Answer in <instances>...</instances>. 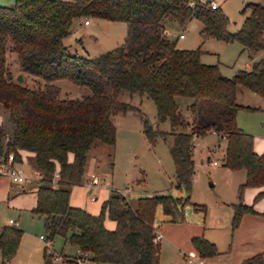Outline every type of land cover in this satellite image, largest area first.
Wrapping results in <instances>:
<instances>
[{
    "label": "trees",
    "instance_id": "16d2710c",
    "mask_svg": "<svg viewBox=\"0 0 264 264\" xmlns=\"http://www.w3.org/2000/svg\"><path fill=\"white\" fill-rule=\"evenodd\" d=\"M245 11L248 15L241 27L230 32L227 15L220 7L211 9L210 1L15 0L12 6H0V112L11 128L7 131L0 123V157L12 154L14 162L21 163L22 153L30 154L39 177L31 213L43 223L45 242L60 236L63 248L77 250L74 256L62 251L64 264H78L79 256L96 264H161L160 248L154 243L155 207L161 205L165 215H172L179 200L160 194L140 197L132 204L111 191L99 215L69 202L72 186L82 181L88 152L99 143L114 148L113 118L129 110L141 115L143 134L150 143L157 135L168 143L175 188L190 189L195 140L213 135L218 142L225 140L222 166L244 173L238 203L231 205L232 229L244 214L264 216L243 203L247 188L258 189L254 203L264 197V151H254L253 135L236 122L239 110H256L236 103L240 88L264 98V0L245 4ZM88 18L125 23L124 43L93 59L71 56L63 40L74 20ZM191 20L202 24L203 42L236 41L248 58L261 57L231 78L222 75L218 66L201 62L199 48L180 49L169 37L168 22L184 27ZM58 80L70 81L90 94L80 100L62 97ZM122 93L151 100L157 122L167 121L171 130H153L140 109L119 100ZM178 98L191 100L187 122ZM106 216L114 229L105 227ZM22 235L14 225L1 229L0 264H10ZM190 242L198 260L219 254L203 236ZM48 256L46 249L44 257ZM242 264H264V255Z\"/></svg>",
    "mask_w": 264,
    "mask_h": 264
},
{
    "label": "rangeland",
    "instance_id": "374dc122",
    "mask_svg": "<svg viewBox=\"0 0 264 264\" xmlns=\"http://www.w3.org/2000/svg\"><path fill=\"white\" fill-rule=\"evenodd\" d=\"M14 1L0 0V6H12ZM199 1L217 3L229 19L228 31L236 32L248 15V11L244 12L245 4L258 0ZM87 20L89 25H84V19L74 20L69 34L63 40L71 56L93 59L124 43L127 36L125 23L96 18ZM201 28L202 24L198 20H191L184 27L173 22L167 23L169 37L177 41L178 48L189 50L199 48L202 51L201 62L218 66L220 73L226 77L231 78L240 70H248L247 66L251 67L253 61L261 57L255 56L253 60L248 58L247 54L242 52L241 44L236 41L208 39L203 42L199 36ZM181 34L184 36L182 39L179 38ZM55 84L59 87L62 97L80 100L90 94L88 89L67 80H58ZM119 100L140 109L153 130L158 132L171 130L167 121L157 122L155 106L146 97L122 93ZM176 101L187 122L189 114L186 107L191 100L178 98ZM236 103L256 109L239 110L236 122L243 131L254 135L263 152L264 98L250 90L240 88ZM113 122L116 127L115 146L111 148L99 143L90 149L82 181L71 188L69 198L71 206L85 209L92 215H99L102 204L111 191L121 195L126 191L125 197L132 204L140 197L169 195L174 200H179L172 215H165L162 206L157 205L153 219L155 236L159 235V242L156 244L160 248L161 264H242L243 260L257 254L264 255V216L244 214L239 225L232 229L231 205L238 203V186L241 184L243 172H229L222 166L223 154L218 151V145L224 150L225 140L218 142L216 137L209 136L196 141L197 146L193 152L194 174L190 189L187 190L185 187L175 188V167L169 145L158 135L153 143L146 139L139 112L129 110L118 113L114 116ZM0 123L5 125L7 131H11L6 116L1 112ZM211 161H217L218 165H211L209 163ZM20 166L27 177L26 181L30 178L34 180L39 178L33 175L35 169L30 158L24 157V162L22 161ZM91 175L98 179L95 185L92 183L94 178L91 179ZM90 189L92 191L89 194ZM246 193L243 194L244 204L248 196ZM0 194V228L8 219H12L23 232L18 251L10 264H64L59 255L62 251L64 254L74 252V249L70 246L63 248V238L60 236H56L47 245L45 240L39 237L40 235L44 237L41 220L31 215L29 211L19 210L18 207L10 205L14 200L13 196L2 192ZM92 197L95 199L94 203H90ZM250 200L249 205H252L253 198ZM105 223L114 225L113 229L115 228L114 222L107 216ZM194 236H203L212 242L219 254L199 263L192 253L190 240ZM46 245L48 257H44ZM55 258L58 259L54 260ZM89 264L96 263L90 261Z\"/></svg>",
    "mask_w": 264,
    "mask_h": 264
},
{
    "label": "crops",
    "instance_id": "0c3cea01",
    "mask_svg": "<svg viewBox=\"0 0 264 264\" xmlns=\"http://www.w3.org/2000/svg\"><path fill=\"white\" fill-rule=\"evenodd\" d=\"M87 25H89V23ZM180 49H184V48H180ZM247 67L250 68V65H248ZM253 138H254V144H253L254 151L256 153H262L261 152L262 147L259 145V142L255 139L254 135H253ZM24 157L30 158V154L26 153V152L22 153L21 159H22L23 162H24ZM20 164L21 163H18V166L20 168H22V166H20ZM213 166H217V165H213ZM228 171L229 172H234V171H230V170H228ZM241 174H242L241 182H243L244 173H241ZM93 185H95V184H93ZM37 186H38V179L34 180V179L30 178V179H28L27 181H25L22 184H17V183L11 182L9 179H7L5 177H1L0 176V192H2L3 194H7L8 196H13L14 197V200L12 202H10V205H14V207H16V208L18 207L19 210L29 211L31 215H33L31 213V210H32V208L35 207V204H36V189H37ZM89 191H88V193L90 194L92 190L90 189ZM257 192H258V189H256V188H247L244 191V193H246L248 195L247 196V200H246V204H248V205L250 204V202H251L250 199H252V198L254 199V197H255ZM90 203H94V201H91V199H90ZM252 205H253L255 211H257L258 213L259 212L260 213L264 212V197L262 199H260L256 203L253 202ZM10 220H12V219H8V221L5 224H3L0 229H2L5 226H13L12 224L9 223ZM12 221L14 223H16L14 220H12ZM17 227H18V225H17ZM105 227L107 229H109V230H112L114 225H108V224L105 223ZM154 228H155V226H154ZM40 236H42V235H40ZM72 249H74V248H72ZM192 253L194 254V252H192ZM76 254H77V250L74 249V252H70L69 254H66V255L74 256Z\"/></svg>",
    "mask_w": 264,
    "mask_h": 264
},
{
    "label": "built area",
    "instance_id": "2783aa9c",
    "mask_svg": "<svg viewBox=\"0 0 264 264\" xmlns=\"http://www.w3.org/2000/svg\"><path fill=\"white\" fill-rule=\"evenodd\" d=\"M210 7H211V9L219 8L218 4L215 3L214 1H210ZM87 24H88V21L85 20L84 25H87ZM179 38H183V35L181 34L179 36ZM213 136H215V135H213ZM196 141H198V140L194 141V149H195V146H197ZM218 149H219L218 151H221V153L223 154L222 147L218 145ZM209 163L211 165H218L217 161H211ZM17 164L18 163L14 162V157L12 154H9L6 157H0V176L9 179L13 183H17V184L24 183L26 181L27 177L25 176L24 170L19 168L17 166ZM33 175L38 176L36 171L33 172ZM93 178H94V176L91 175V179H93ZM125 192L126 191H124L122 193L123 196H125ZM91 201H95V199L92 197ZM9 223L17 227V223H14L12 220H10ZM40 239L45 240V238L43 236H40ZM158 239H159V235L156 234V236L154 238V243L159 242ZM46 244L48 245L49 243H46ZM47 245H46V249H48ZM47 253H49L48 250H47ZM194 257H195V255H194ZM57 259L58 258H55L54 260H57ZM78 263L79 264H89V261L86 258H84L83 256H79L78 257ZM199 263H202V260H199Z\"/></svg>",
    "mask_w": 264,
    "mask_h": 264
},
{
    "label": "water",
    "instance_id": "95a60500",
    "mask_svg": "<svg viewBox=\"0 0 264 264\" xmlns=\"http://www.w3.org/2000/svg\"><path fill=\"white\" fill-rule=\"evenodd\" d=\"M18 81H22V76L21 75H18ZM97 181H98V179L97 178H95L94 180H93V184H96L97 183ZM90 192V191H89Z\"/></svg>",
    "mask_w": 264,
    "mask_h": 264
}]
</instances>
